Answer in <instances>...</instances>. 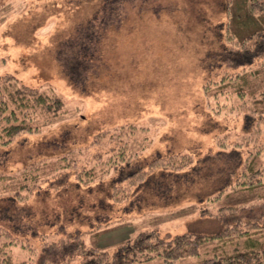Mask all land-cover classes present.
<instances>
[{
    "label": "rangeland",
    "instance_id": "rangeland-1",
    "mask_svg": "<svg viewBox=\"0 0 264 264\" xmlns=\"http://www.w3.org/2000/svg\"><path fill=\"white\" fill-rule=\"evenodd\" d=\"M223 4L0 0V103L8 97V77L12 88H34L63 102L56 118L42 109L30 113L31 124L39 129L10 142L2 132L9 117L0 118V171L10 176L0 197H16L9 204L0 202V257L43 264V248L68 237L58 231L62 224L66 231H84L88 247L112 254L125 240L148 231L163 238L216 234L222 230L219 211L224 207L236 208L243 222L263 215L264 116L252 115L248 90L240 95L230 84L224 86L229 74L241 68L222 60L223 48H232ZM74 61L85 63L76 83L64 69ZM252 88L260 89L256 94L264 90V75ZM122 151L145 170L152 161L165 171L176 167L178 173L201 166L206 175L197 188L202 190L217 179L219 169L233 165L236 156L227 153L236 151L243 161L237 172L253 159L263 172L256 176L262 184L248 192L237 190L232 181L205 201L193 197L196 187L180 183L163 197L141 194L138 206L126 198L113 205L109 223H102L99 238L94 237L87 215L94 214L88 207L98 192L87 190L88 184L80 192L66 190L56 181L66 176L65 187L75 183V171L85 168L100 177L89 183L94 190L97 180L105 186L114 174L108 157ZM118 186L128 189L127 182ZM79 203L85 210L68 220L67 210ZM12 215L19 218L18 226L10 222ZM213 246L209 254L203 248L199 258L182 262L212 258ZM82 259L42 261L81 264ZM138 264L166 263L156 258Z\"/></svg>",
    "mask_w": 264,
    "mask_h": 264
},
{
    "label": "trees",
    "instance_id": "trees-1",
    "mask_svg": "<svg viewBox=\"0 0 264 264\" xmlns=\"http://www.w3.org/2000/svg\"><path fill=\"white\" fill-rule=\"evenodd\" d=\"M223 7L228 18L226 39L233 49L230 48L225 52L226 49L223 48L222 60L229 62L232 69L241 68L240 71L229 74L224 86L230 84L240 95L248 90L252 102V108H250V111L253 112L252 115L257 113L259 117H263L264 90L256 94L255 90L260 89L255 88L254 90L252 86L264 75V0H224ZM84 65L85 63L76 61L65 63L64 69L71 82L76 83L75 77L81 75L80 71ZM10 80L11 78L8 77L7 84L4 85L8 97L0 103V118L9 117L10 120L2 129V132L8 137V142L22 132H33L39 129L36 125L31 124L30 113L42 109L43 113H48L52 118H56L63 108L62 100L56 95L51 96L30 87L15 89L10 85ZM246 118L248 117L246 116ZM47 122L48 124L52 123L50 120ZM113 154L108 157L107 165L113 169L114 174L108 179L106 187L103 181L97 180L96 185L98 186L94 190L89 183L100 177L93 176L91 170H84L85 168L75 171L77 180L75 183L67 184L65 187L66 176L56 181L66 190L74 188V191L80 192L83 185L88 184L87 190L98 192L97 198L88 207L89 211H93L94 214L87 215L91 220L88 223L92 228L91 232H95L93 236L98 238L101 234L102 223L108 224V220L111 219L109 211L113 205L126 198H133V200L129 199V203L136 202L138 206L141 194L150 195L151 193L163 197L168 191L170 192L174 184L180 183L196 187L193 197L195 200L205 201L214 194V191L219 193L226 186H230L232 181L234 187L238 185L237 190L243 189L248 192L254 191L262 184L259 179L256 180V176L262 177L263 172L258 171L259 164L256 165L253 159L247 163L245 171L237 172L243 161L239 152L236 151L227 154L235 155L237 160L229 166L227 171L219 169L217 179L212 184L210 183L211 185H206L203 188L204 191L197 188L202 180L204 181L206 175L204 171L202 172L201 166H194L189 171L178 173L176 167L172 169L166 167L165 171L163 168L159 169L158 164L152 161L148 170H145V166L133 164L126 157L124 151ZM231 160L232 158L227 162H231ZM9 177L4 172L0 173V188L9 184ZM124 182H127V190L118 186ZM225 183L226 185H224ZM18 192L17 195H19ZM75 195L77 196V194ZM259 199H264V195ZM9 200L16 201V197H0V202L9 204ZM84 210L80 203L75 207H70L67 210L68 220L82 214ZM219 213L221 214L219 222L222 230L216 234L184 233L163 238L154 231H148L125 240L117 246L112 254H109L105 248L88 247L82 239L84 231L78 230L77 227L74 231H66L67 226L62 224L58 231L62 232L61 237L67 234L68 237L61 238L59 242H54L43 248L41 263L44 264L42 261L44 257L48 259V262L62 263L74 256H81L83 258L81 264H138L147 263L156 258H162L166 264H186L182 261L199 258L200 250L203 248L207 249L206 254H209L210 245H214L212 247L213 257L206 258L204 256L197 264H264V213L263 215L260 213V218L257 217L258 220H255L253 216L247 222L240 219L234 207H224ZM11 217L10 222L18 226L19 218L14 215ZM69 224L73 225L74 223ZM33 232L35 233L37 230L35 229ZM0 264L26 263H15L11 256L3 254L0 257Z\"/></svg>",
    "mask_w": 264,
    "mask_h": 264
}]
</instances>
